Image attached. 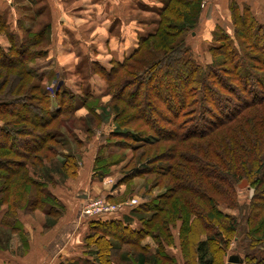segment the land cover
Returning <instances> with one entry per match:
<instances>
[{
    "label": "trees",
    "instance_id": "trees-1",
    "mask_svg": "<svg viewBox=\"0 0 264 264\" xmlns=\"http://www.w3.org/2000/svg\"><path fill=\"white\" fill-rule=\"evenodd\" d=\"M227 8L231 34L215 26L206 64L197 62L188 44L202 0H163L156 27L137 38L129 56L99 70L113 129L97 149L92 181L112 175L121 151H140L114 186L157 176L153 184H163V192L143 194L148 200L127 208L122 220H88L84 240L92 264L172 263L166 246L156 242L153 255L146 239L156 241L157 233L168 239V224L178 220L181 250L192 253L197 264H214L213 252L226 251L233 241L242 264H264V23L237 0H229ZM21 30L17 38L0 18V34L10 43L0 45V226L17 233H22L17 211L41 210L47 229L64 214L49 181L52 174L62 181L75 177L77 158L67 154L59 167H43L48 157H57L54 145H64L54 123L71 129L68 118L78 104L88 112L78 119L88 134L102 123L92 108L97 97L84 93L76 104L77 96L64 85L53 100L48 96L46 74L31 66L46 57L49 28L35 34ZM29 80L34 83L27 86ZM240 182L252 192L243 204L236 193ZM125 247L137 251L121 252Z\"/></svg>",
    "mask_w": 264,
    "mask_h": 264
},
{
    "label": "crops",
    "instance_id": "crops-1",
    "mask_svg": "<svg viewBox=\"0 0 264 264\" xmlns=\"http://www.w3.org/2000/svg\"><path fill=\"white\" fill-rule=\"evenodd\" d=\"M25 1L28 4H25ZM138 1L0 0V18L14 36L21 38V28H30L33 31V26L39 15L46 14V27L50 30L49 37L52 41L47 49L46 60L55 62L63 73L66 72L67 77L73 78L75 74L79 73L80 64L84 61L87 71H93V68L100 71L107 70L112 61L121 62L135 49L137 38L150 32L149 30L145 33L136 29L135 6H139ZM39 2L42 4V9H35V12H32L31 9ZM215 12L214 18L219 19L222 12L220 10ZM211 17L212 13L210 12ZM0 45L3 48L8 45V39L3 34H0ZM88 57L90 58L88 59ZM49 65L39 66V70L43 71ZM74 71L75 73H73ZM93 72L94 76L88 78L87 85L84 86L81 93L79 90L81 84L74 83L75 78L67 80L66 77L61 82L77 97L89 93L92 97H97L100 102H103L109 98L106 94V84ZM82 111H84V107L78 104L75 109L76 116L86 115ZM111 129L112 125L110 124L102 125L95 134L94 141L91 142L93 144L85 145L90 148L87 153L88 158L82 152L76 153L82 157L81 167L84 165V168L88 169L87 175L77 177L74 180L75 186L69 182L58 181L51 186L50 192L64 206V214L54 227L45 228L44 215L42 214L34 217L20 216L19 227L22 233L8 235V240H4L0 236V264L93 263L94 257L89 254L91 248L86 247L84 240L89 218L81 215V207L89 198L105 194L99 187L102 182H93L91 179L92 166L97 149L103 145L105 136ZM121 192V190L114 191L113 194L107 192L104 196H112L117 199V193L121 194ZM72 194L77 197L79 195V197L75 199ZM3 210L2 207L0 219ZM125 213H127V208L119 209L110 215H103L100 219L104 221L122 220Z\"/></svg>",
    "mask_w": 264,
    "mask_h": 264
},
{
    "label": "rangeland",
    "instance_id": "rangeland-1",
    "mask_svg": "<svg viewBox=\"0 0 264 264\" xmlns=\"http://www.w3.org/2000/svg\"><path fill=\"white\" fill-rule=\"evenodd\" d=\"M239 4H245L247 6H249V8H251L253 15L255 17V19L260 22V23H264V0H237ZM37 2V1H36ZM227 2H229V0H202V14L200 16L199 19V24L197 26V28L191 32V34L188 36V44L190 45V47L192 48L196 60L199 64L203 65L206 64L207 62L210 61V53L208 51L209 47L215 45L214 43H212V37L211 34L215 31V26H221V28L224 30V32H226L227 34H231V28L229 25V13H228V8H227ZM162 3L163 0H139L138 4L139 6H135V11H136V20H135V25H136V29L138 31H143L145 33L152 31L155 27H156V21L158 20V9H160L162 7ZM25 4H28L25 1ZM42 4L36 3L34 5V7L31 9L32 12H35V9H42ZM225 8L222 10V8ZM218 12V10H220L222 12V15H220L219 19L214 18V16L216 15V11ZM28 11V10H27ZM210 12L212 13V17L210 18ZM41 16V17H40ZM46 14L42 13L41 15H39L38 19L36 20L34 26H33V33L35 34V32H43L44 28L46 27ZM23 33V32H22ZM47 37L46 41L49 42L48 47L46 48V55H47V49L50 47V43L52 42L50 40V30L47 33ZM50 40V41H49ZM9 41H8V45H9ZM90 57H88L89 59ZM46 57H43L41 59H37L34 62V66H31V70L37 72L38 74H46L43 80V84L45 87V90L48 94V96L50 98L53 97L54 95V91L56 89H58L62 84V80H64L67 75L66 72L63 73L62 69L60 70L59 67L56 65L55 62H51L46 60ZM86 60V59H84ZM83 60V61H84ZM82 62V61H80ZM50 63V65H49ZM47 64L49 65V67H47L45 70H39V66H43ZM81 67H79V73L75 74L73 78H75L74 83H80L81 85L80 87V93L84 90V86L87 85L88 82V78L89 77H93L94 75H92V72L95 73L96 75H98V77L100 78V80L104 83L105 81L103 80V78L101 77V75H99V69L97 68H93V71L86 69V62H82ZM84 70H82V69ZM57 72H56V71ZM75 73V71L73 72ZM72 77H67V80H72ZM32 81H27V86L28 85H32ZM78 87V85H75ZM109 97V95H108ZM110 98V97H109ZM109 98H107L106 100H104L103 102H99V103H95L94 105H92V108H97L96 111L99 113L100 115V123L99 128H95V131H92V134H88L83 126V121H78V119L81 118V120H83L86 116H88V112L86 109H84V113H86V115L78 117V116H74L72 118H68L71 119L69 121H73L71 122L72 124L69 123V126H71V129H65L63 126H61L60 121H56L54 123V127L56 128L55 131V135L56 138L59 139L61 142L63 141L64 145H54V147L58 150L57 152V157H53L50 158L48 157V162H45L43 165V167L45 168H49V163L55 164L56 166L59 167L58 162H61V160L63 159L62 156L67 155V154H72L74 156H76V169H77V173L75 175V177H67L66 179H64L63 181L61 180L60 176L52 174V178L50 179V184H52L51 186L55 185L56 181L58 182H69L71 184H73V186L76 185L75 183V179L77 177H82L88 174V169L84 168L85 166L82 165L81 167V163H82V157H80L79 155H77L76 153H84L86 154L87 158H88V152L90 151V148L88 147L90 144L92 145L94 141V136L95 134L101 129L102 125H107L109 124L110 120H111V116H112V111H110L109 109ZM53 100V98H52ZM78 100V101H77ZM76 100V104L79 103L80 98L78 99L77 97ZM65 118V117H63ZM60 120H62L60 118ZM60 124V125H59ZM113 126V125H112ZM113 129V128H112ZM112 129L110 131H112ZM109 134V133H108ZM75 140L81 143V148H78V146H76L75 144ZM86 144H88V146H85ZM140 152V151H139ZM139 152H132L131 150H124L121 151L120 155L115 158L118 159L120 157V161L121 164L116 165L115 167H111L112 170V175H110V177L105 178L104 180L100 181L102 182L101 185L99 186L102 190V192H104L105 194L107 192H111L113 194V192H117L119 190H121V194L117 193V201H107V196H104L103 194H101L100 196H96L89 198L87 201L90 200H96L98 199L101 203H99V205H103L104 207H110L111 206L113 208H116L115 210H125L126 208H129L131 206H128V203L133 200L136 202V204H138L139 202H143V201H147L148 199L145 198V200H143V194H147L150 195L151 197H153V195L155 196L158 193L163 192V190L161 189V187L163 186L160 185L158 187H155L154 184L156 183L155 179H157V176H153V177H138L135 179H131L129 181H125L126 183L122 186H114L115 182H117L118 179H120V177L122 176L121 174L126 171V169H123L124 165H129L132 166L133 163L132 161V157L134 155H138ZM137 153V154H136ZM125 155V156H124ZM124 156V158L122 157ZM123 158V159H122ZM114 159V160H115ZM95 161V160H94ZM163 165H167V164H163ZM93 166H94V162H93ZM92 166V168H93ZM81 169V170H80ZM80 170V171H79ZM93 174V171H92ZM165 182V181H164ZM154 183V184H153ZM153 184V185H152ZM152 185V187L150 186ZM51 186L48 188L50 190ZM150 186V187H149ZM154 186V187H153ZM106 191V192H105ZM237 200H238V204H243L244 202L248 201L249 198L252 195L251 191H248L246 188V184L245 182H240L238 183L237 186ZM74 196V198H78L77 195L72 194ZM149 197V196H148ZM80 201V200H79ZM86 201V202H87ZM81 203V202H80ZM135 204V205H136ZM97 205V204H96ZM45 208V207H44ZM82 208V207H81ZM223 212H228L226 209L223 210ZM17 213H19L22 217H34L35 215H44L43 212H41V210H32L29 212H22V211H17ZM229 213V212H228ZM233 214H235L234 212H232ZM60 219V218H59ZM58 219V220H59ZM57 220V221H58ZM57 223V222H56ZM55 223V224H56ZM44 224H45V215H44ZM181 227V223L178 221L176 222H172L171 224H168L167 226V236L168 239H166V235L164 236L163 233L158 234V238L157 240H152L151 238L146 239V242L149 244V246L151 247V250L154 252L152 253L153 255L155 254V249H156V242L166 246V248L169 251V254L172 256L173 258V262L169 263V264H197L196 260L194 258V256H192V253L187 255L185 253V251L181 250V239L179 237V230ZM19 234L17 232H11L9 228L6 227H1L0 226V236L2 239L4 240H8V235L11 234ZM157 237V236H156ZM168 240V241H167ZM169 242V246L168 245ZM7 245V244H4ZM236 242H231L228 247L226 248V251L223 250H219V251H214V264H225L226 263V258L230 255H233V249L236 247ZM132 251H137L135 248L133 247H125L124 249L121 250V252H128L131 253ZM158 259H160L159 256ZM114 262H118L119 264H122L121 262H119V260L117 261V259L113 260ZM161 264H167L166 262L162 261Z\"/></svg>",
    "mask_w": 264,
    "mask_h": 264
},
{
    "label": "built area",
    "instance_id": "built-area-1",
    "mask_svg": "<svg viewBox=\"0 0 264 264\" xmlns=\"http://www.w3.org/2000/svg\"><path fill=\"white\" fill-rule=\"evenodd\" d=\"M101 203L98 199L96 200H90L85 202L82 205L81 208V215L85 218H97V216H103V215H110L111 213L116 212V208L110 207H104L103 205H99ZM97 204V205H96ZM136 204L135 201L131 200L128 203V206H134Z\"/></svg>",
    "mask_w": 264,
    "mask_h": 264
},
{
    "label": "water",
    "instance_id": "water-1",
    "mask_svg": "<svg viewBox=\"0 0 264 264\" xmlns=\"http://www.w3.org/2000/svg\"><path fill=\"white\" fill-rule=\"evenodd\" d=\"M79 197V195H78ZM225 264H242V259L236 254L230 255L226 258Z\"/></svg>",
    "mask_w": 264,
    "mask_h": 264
}]
</instances>
